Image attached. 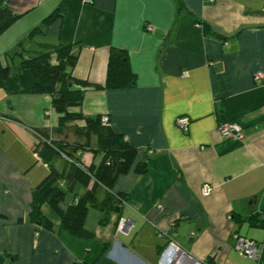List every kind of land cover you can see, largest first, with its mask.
<instances>
[{
    "label": "crops",
    "instance_id": "1",
    "mask_svg": "<svg viewBox=\"0 0 264 264\" xmlns=\"http://www.w3.org/2000/svg\"><path fill=\"white\" fill-rule=\"evenodd\" d=\"M61 5L64 18L23 50L35 56L72 43L73 75L99 85L111 50H126L135 85L89 87L72 111L108 115L138 150L137 161L151 157L157 167L118 179L113 191L129 201L121 216L90 210L91 239L69 234L48 204L42 211L53 230L36 227L28 220L32 194L49 173L36 151L38 132L63 138L60 115L49 94L0 88V255L15 256L14 264H160L174 242L204 263L264 264V0H10L21 17L0 36L3 66ZM180 117L189 118L188 132ZM227 122L242 127L243 139H222L218 128ZM102 156L87 151L81 159L91 165ZM236 235L262 245L259 260L235 249Z\"/></svg>",
    "mask_w": 264,
    "mask_h": 264
},
{
    "label": "trees",
    "instance_id": "2",
    "mask_svg": "<svg viewBox=\"0 0 264 264\" xmlns=\"http://www.w3.org/2000/svg\"><path fill=\"white\" fill-rule=\"evenodd\" d=\"M9 1L0 0V36L21 17L9 8ZM63 18L61 5L43 21L42 27L28 34L18 51L8 53L10 64L3 66L0 61V88L9 94H49L54 110L60 115L56 132L63 138L51 139L47 131L38 132L40 143L36 151L49 167V173L33 190L29 222L38 228L53 230V223L42 211L48 204L69 234L91 239L93 234L85 228L90 210L121 216L129 196L113 191L118 179L132 169L145 175L157 167V161L148 157L138 162V150L112 129L111 120L103 124V115L90 117L72 111L82 107L89 87L116 90L135 85L137 75L126 50H111L105 85L91 84L73 75L78 55L72 43L60 41L53 53L35 56L23 50L24 43L35 33H43L55 20ZM204 27L205 33L210 34V26L204 24ZM68 131H73L75 138ZM87 151L102 153L100 163L85 165L81 155ZM68 195L74 198L64 208ZM105 221L103 218L101 223ZM15 260V256L0 255V264H14Z\"/></svg>",
    "mask_w": 264,
    "mask_h": 264
},
{
    "label": "built area",
    "instance_id": "3",
    "mask_svg": "<svg viewBox=\"0 0 264 264\" xmlns=\"http://www.w3.org/2000/svg\"><path fill=\"white\" fill-rule=\"evenodd\" d=\"M92 0H85V2H91ZM210 2H214L215 0H209ZM147 30L152 32L153 27L148 26ZM184 77L188 76L187 72H184ZM256 80L260 82V77L257 76ZM102 123L103 124H109L110 123V117L108 115H103L102 117ZM177 125L180 127L183 131L188 132L190 120L187 117H180L177 120ZM218 132L222 139H243L244 132L242 127L234 122H227L223 123L219 126ZM212 187L208 184H206L203 188V194L208 195L212 191ZM126 225V221L122 220L120 223V227H123ZM236 244L235 249L247 256L248 258L252 260H259L261 252H262V245L257 243L254 240L245 238L240 235L235 236ZM160 264H209L200 262L196 259H194L191 255L183 251L176 243L172 242L170 243L162 252Z\"/></svg>",
    "mask_w": 264,
    "mask_h": 264
},
{
    "label": "rangeland",
    "instance_id": "4",
    "mask_svg": "<svg viewBox=\"0 0 264 264\" xmlns=\"http://www.w3.org/2000/svg\"><path fill=\"white\" fill-rule=\"evenodd\" d=\"M68 133L70 134L71 138H75L73 131H68ZM82 141H84V139H82ZM93 143H94V140H93Z\"/></svg>",
    "mask_w": 264,
    "mask_h": 264
}]
</instances>
